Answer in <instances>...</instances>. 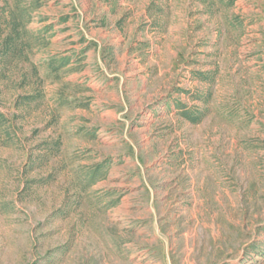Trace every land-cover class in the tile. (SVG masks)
I'll use <instances>...</instances> for the list:
<instances>
[{
  "label": "rangeland",
  "instance_id": "rangeland-1",
  "mask_svg": "<svg viewBox=\"0 0 264 264\" xmlns=\"http://www.w3.org/2000/svg\"><path fill=\"white\" fill-rule=\"evenodd\" d=\"M0 264H264V0H0Z\"/></svg>",
  "mask_w": 264,
  "mask_h": 264
}]
</instances>
